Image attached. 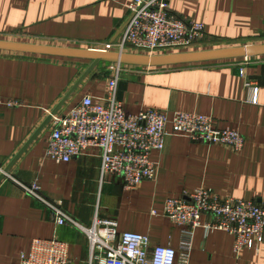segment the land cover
<instances>
[{
    "label": "crops",
    "instance_id": "obj_1",
    "mask_svg": "<svg viewBox=\"0 0 264 264\" xmlns=\"http://www.w3.org/2000/svg\"><path fill=\"white\" fill-rule=\"evenodd\" d=\"M132 1L0 0V39L99 49L122 30ZM170 6L177 17L205 24L199 50L264 44V0H171ZM250 58L127 66L117 90L131 114L154 109L213 116L218 127L242 133L241 151L170 135L165 149L151 154L154 176L130 190L120 176L102 175L99 149L69 162L51 159L50 122L9 172L20 183H36L83 225L91 226L98 215L117 221L120 231L145 234L153 244L179 250L186 236L184 227L164 215L168 198L203 187L221 198L264 205V55ZM91 62L0 50V96L20 101L0 114V165L11 163ZM110 75V63L101 62L56 115L85 95L105 98ZM249 83L259 87L257 104L250 102ZM20 183L8 177L0 182V264H21L35 238H58L68 244L72 264H90L87 235L73 225H58L52 210ZM234 245L233 234L199 227L192 237L191 264H264V235L238 253Z\"/></svg>",
    "mask_w": 264,
    "mask_h": 264
},
{
    "label": "built area",
    "instance_id": "obj_2",
    "mask_svg": "<svg viewBox=\"0 0 264 264\" xmlns=\"http://www.w3.org/2000/svg\"><path fill=\"white\" fill-rule=\"evenodd\" d=\"M171 0H133L129 17L117 37L100 50L159 55L199 50L206 36L204 23L184 20L171 12ZM249 61L250 57H245ZM111 75L105 98L85 95L62 115L53 116L47 155L57 162H69L90 149H99L102 175H117L126 189L135 190L155 174L153 151H163L173 134L193 141L225 145L241 151L242 133L220 128L214 117L175 112L168 115L150 109L128 113L117 97L121 73L127 66L110 63ZM250 102L259 101V87L249 83ZM20 101L0 96V114ZM5 167L0 165V174ZM20 183L10 172L6 176ZM25 190L52 210L58 225L70 224L83 231L90 243V264H191L192 237L199 227L226 231L235 236V252L251 246L264 235V205L252 200L221 198L209 188L199 187L183 197L164 203V215L184 227L181 249L153 244L145 234L120 231L117 221L96 215L91 226L77 221L60 203L49 200L33 183H20ZM21 264H72L69 246L58 239L35 238Z\"/></svg>",
    "mask_w": 264,
    "mask_h": 264
},
{
    "label": "water",
    "instance_id": "obj_3",
    "mask_svg": "<svg viewBox=\"0 0 264 264\" xmlns=\"http://www.w3.org/2000/svg\"><path fill=\"white\" fill-rule=\"evenodd\" d=\"M0 50L20 52V53L40 54L47 56L81 58L92 61L88 69L81 75V77L76 81V83L68 91L65 97L54 108L52 113L40 125V127L29 139V141L26 143L23 149L11 161V163L7 167H5V171L0 174V182H1L5 178L6 173L10 171L12 166L17 162V160L22 156V154L28 149V147L33 143V141L41 134V132L48 126L53 116H55L59 112V110L62 108L65 102L72 96V94L81 85V83L85 80V78L101 62L119 63L124 65L142 66V67H163V66H172V65L207 63V62L222 61L229 59L262 56L264 55V44L241 45V46H231V47H223L217 49L148 55V54H139V53H123V52L120 53V52L100 50V49H86V48L43 45V44L26 43L20 41L0 39Z\"/></svg>",
    "mask_w": 264,
    "mask_h": 264
}]
</instances>
